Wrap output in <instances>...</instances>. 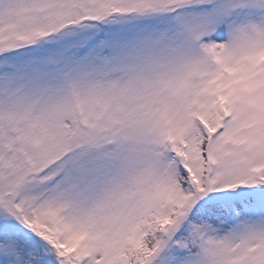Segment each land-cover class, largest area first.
Wrapping results in <instances>:
<instances>
[{
  "label": "snow or ice",
  "instance_id": "1",
  "mask_svg": "<svg viewBox=\"0 0 264 264\" xmlns=\"http://www.w3.org/2000/svg\"><path fill=\"white\" fill-rule=\"evenodd\" d=\"M0 264H264V0H0Z\"/></svg>",
  "mask_w": 264,
  "mask_h": 264
}]
</instances>
